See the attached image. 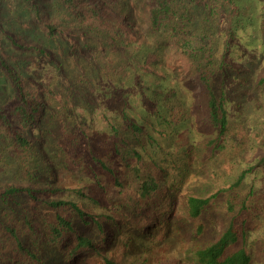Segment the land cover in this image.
<instances>
[{
	"label": "rangeland",
	"instance_id": "obj_1",
	"mask_svg": "<svg viewBox=\"0 0 264 264\" xmlns=\"http://www.w3.org/2000/svg\"><path fill=\"white\" fill-rule=\"evenodd\" d=\"M237 2L239 15L231 19L229 9H225L215 19L217 58L225 69L218 73L213 86L217 95H225L229 118L228 143L221 149L209 144L216 131L206 117V93L200 87L186 85V61L171 59L170 71L163 80L149 72L143 74L139 92L134 85L139 77L137 63L130 53L122 47L95 45L93 35L59 0H0V53L23 76L28 88L38 90L45 103L38 124L23 131L32 145L30 153L23 156L27 159L25 166L14 149L8 148L6 134L0 130V220L14 224L30 218L41 226L55 213L46 205L49 200L76 202L95 216L116 215L115 205L122 200L115 196L107 174H100L101 185L97 183L94 158L120 170L122 181L127 183L122 160L134 149L143 156L142 166L154 171L160 180V197L167 204L174 202L172 219L164 221L161 229L153 230L147 239L138 229H126L121 224L122 232L90 256L68 263L50 246L41 245L44 260L51 264H105L103 256H107L124 264H196L192 259L194 249L209 244L231 220L226 193H221L198 219L189 217L185 205L190 195L208 197L228 187L264 154L263 2ZM32 3L39 4L43 14L56 23L54 36L49 37L38 24ZM123 10L134 12L136 21L143 23L134 0H128ZM229 29L234 33L227 45ZM12 38L33 47L20 49L13 45ZM122 57L127 58L125 64ZM159 90L170 93L169 99L158 97L155 93ZM13 95L12 84L0 70V104ZM126 100L129 116L142 126L143 133L126 131L128 147L117 156L112 148L111 123L122 122L121 108ZM9 185L40 191L35 201L27 192L4 198L2 193ZM41 188L57 192L50 194ZM233 196L237 202L235 214L244 203L236 221H246L247 233L239 247L250 256V264H264V169L256 167L249 172ZM63 212L80 224L75 214ZM148 214L140 224L147 226L146 230L162 222L152 219L153 213ZM134 223L139 225L138 221ZM199 225L203 226L202 233L194 234L190 227ZM81 230L95 239L101 237L95 226Z\"/></svg>",
	"mask_w": 264,
	"mask_h": 264
},
{
	"label": "trees",
	"instance_id": "obj_2",
	"mask_svg": "<svg viewBox=\"0 0 264 264\" xmlns=\"http://www.w3.org/2000/svg\"><path fill=\"white\" fill-rule=\"evenodd\" d=\"M127 1L59 0L75 20L93 35L95 45L101 48L122 47L128 55L130 53L137 63L139 77L134 85L138 91L143 89L140 82L143 74L149 72L163 80L166 73L170 71L168 63H171V59L186 61L189 65L184 78L188 81L186 85L200 87L206 93V117L211 128L216 131V137L210 139L209 144L215 148L225 149L229 132L226 98L222 92L217 95L213 86L218 73L225 69V64L219 62L217 58L218 37L215 19L225 9H229L228 14L231 19L239 15L240 7L237 0H134L144 19L141 24L136 21L134 12L127 14L123 10ZM262 2L264 14V0ZM32 7L38 24L49 37L54 36L57 30L56 23L43 14L39 4L32 3ZM228 33L229 36L225 40L227 45L234 31L229 29ZM12 42L20 49L33 47L22 44L14 38ZM121 61L125 64L127 58L122 57ZM0 70L7 76L14 89L13 98L0 104V130L6 134V139L9 141L8 148L14 149L23 159L22 165L25 166L27 159L23 156L30 153L32 145L23 131L38 124L45 103L39 96L38 90L27 87L23 76L11 66L2 53H0ZM261 82L264 83V78ZM164 92L159 90L155 94L169 99L170 93ZM148 97L152 99L151 94ZM127 106L126 100L121 108L122 122L111 123L112 148L117 156L121 155L123 148L128 147V139L124 135L126 131L134 135L143 133L142 126L129 116ZM128 156H133L136 161L131 162ZM94 160L98 168V174H95L97 183L101 185L98 178L100 174H107L115 188V196L122 200L117 206L115 205L116 215L95 216L76 202L49 200L46 201V205L53 208L55 213L52 218H45L41 226H36L30 218H24L25 220L14 224L0 220V263L51 264L40 256L41 245L50 246L58 257L71 263L78 258H85L98 252L99 246L106 247L110 243L109 239L113 240L122 232V225L127 226L126 229H130L129 227L138 229L139 233H143V237L147 239L152 235L153 230L161 229L164 221L172 219L175 211L174 202L169 201L167 204L163 200L164 197H160L163 192L161 182L154 171L142 166L143 156L138 150H131L127 156L123 157L122 164L127 168L128 174L127 183L122 181L120 170L102 159L94 158ZM256 167L264 169V154L253 168L243 170L236 181L228 187L221 188L208 197L188 196L185 208L192 219H198L221 193L228 194L225 204L229 213L233 214L231 220L214 240L203 247L194 249L192 259L196 264H250V256L243 247H239L246 237V221H236L243 213L244 203L241 210L235 214L237 202L233 193L244 181L246 175ZM26 169L27 173L31 172L28 165ZM39 191L40 189L33 187L9 185L2 196L6 198L27 192L35 201ZM41 191L53 194L57 192V189L41 188ZM126 197H128L127 201ZM163 208L166 210L161 212ZM63 210L75 214L80 224L72 221ZM125 211H129L130 214ZM148 212L153 213L152 219L162 220L151 226L150 230L145 229L147 226L140 225L144 222L141 218L149 216ZM137 221L139 225H135L134 222L137 223ZM200 225L193 229L190 227V230L194 234H201L203 226ZM91 226L96 227L101 236L100 239H95L81 230ZM114 228L116 231L111 230ZM193 233L191 232L192 235ZM233 248L238 249L231 252ZM103 257L105 264H124L107 256Z\"/></svg>",
	"mask_w": 264,
	"mask_h": 264
}]
</instances>
